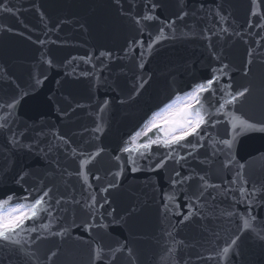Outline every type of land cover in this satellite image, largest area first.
Wrapping results in <instances>:
<instances>
[{
    "label": "water",
    "instance_id": "water-1",
    "mask_svg": "<svg viewBox=\"0 0 264 264\" xmlns=\"http://www.w3.org/2000/svg\"><path fill=\"white\" fill-rule=\"evenodd\" d=\"M8 7L14 15L0 11V104L14 98L18 103L9 117L11 132L0 133V199L31 193V200L39 189L51 188L50 203L54 205L61 196L67 202L53 212L58 219L50 230L40 228L50 222L46 213L27 222L26 227L38 232L21 234L23 251L17 253L15 246L5 247L0 241V264H92L95 252L106 257L115 252L113 264H264V231L260 230L264 226V132L237 127L238 135L233 137L229 118L223 114L264 123V29L255 27L264 24V3L8 0ZM181 12L188 13L183 20L177 19ZM146 14L156 19L135 22ZM170 21H175L173 28L165 24ZM160 28L165 38L148 50ZM140 40L143 46L136 43ZM250 49L252 63L248 64ZM225 64L228 75L217 72L220 81L214 87L231 84L232 90L249 87L251 92L212 116L220 123L207 129L205 146L186 162L169 160L152 171L154 162L140 158L142 148L131 154L120 150L153 113ZM143 81L147 83L137 91ZM222 95L217 90L216 99ZM8 111L0 108V116ZM13 133L15 145L10 143ZM144 139L136 144L129 141V146L136 147ZM225 139L234 141L231 149L216 143ZM97 149L103 151L92 159ZM152 151L167 150L154 145ZM188 151L181 149L179 155ZM129 155L138 161L139 170L132 171ZM85 159L91 162L81 170L79 163ZM176 171L195 178L173 189ZM199 176L211 185L206 190L200 187ZM241 187L258 189L251 214L257 218L253 224L259 235L243 228L241 217L247 218L249 209L240 196ZM198 191H204L199 201L193 196ZM90 194L97 199L91 213L83 207ZM166 194L175 195L167 209ZM188 204L194 214L185 221ZM86 224L92 227L86 230ZM64 229V235L52 234ZM37 235L42 239L33 243ZM237 237L226 260L207 259ZM123 246L124 251L116 252ZM127 249L132 250V258Z\"/></svg>",
    "mask_w": 264,
    "mask_h": 264
},
{
    "label": "snow or ice",
    "instance_id": "snow-or-ice-1",
    "mask_svg": "<svg viewBox=\"0 0 264 264\" xmlns=\"http://www.w3.org/2000/svg\"><path fill=\"white\" fill-rule=\"evenodd\" d=\"M261 3H264V0H261ZM256 0H253V5L255 6ZM156 5L153 4L152 8L155 9ZM0 11L9 13V14H15L14 9L12 7H8V0H0ZM187 12H181L180 16L177 17V19L183 20L185 16H187ZM141 19L145 21H151L156 19V17L152 15L146 14L142 18H137L136 23L140 24ZM223 19V18H222ZM167 27L173 28L175 25V21L165 22ZM251 21H249V27H252ZM255 27L264 29V24H256ZM151 37V33L148 34ZM165 38L164 34V28H160L159 33L152 37L151 42L147 44L148 50H151L153 47V43L158 42ZM41 43H43L41 41ZM136 43H139L141 46H143L144 41L140 40ZM101 56H105V53H101ZM110 55V54H107ZM143 55V54H142ZM253 53L250 49L248 51V57L249 60L247 61L248 64H251V57ZM50 64L51 61H48ZM143 63L140 64V67L143 68ZM228 69V65H223L220 69H213L212 70V76L210 78H207L204 82L194 84L192 86L191 91H187L184 93L183 97L180 95H177L172 101L165 104L163 108H161L159 111L152 114L151 117H149L143 125L140 126L136 131H134L128 138V141L125 142V146L122 147L120 150L124 153L131 154L134 151H138L139 149H143V151L140 152V158L148 160L150 164L154 162V167L151 168L152 171L159 170L166 166L167 162L169 160H174L175 163L179 164L181 160H184L186 162L188 156H193L195 151L199 148H203L205 146L204 139L205 136L208 135L207 129L209 127H215L220 121L218 120H212L213 115H220L222 113V110L229 106H233L241 102L242 98H245L247 95L250 94L251 89L249 87H243L242 89L232 90L231 84H226L224 87H221L217 89L214 87V85L219 84L220 77L216 75L217 72L223 73V75L227 76L228 73L225 71ZM248 73V68H245V75ZM82 75H88V73H82ZM39 83V81H37ZM147 83V81H143L140 83L138 88L136 89L139 91V88L143 87V84ZM219 90L223 95L219 98V100L216 99V92ZM207 94V95H205ZM184 100L186 103L181 104L177 108H173L174 104H177L179 101ZM18 103V100L15 98L6 104H0V108L8 109V113L4 116H0V133H2L4 130H7L11 132V129L9 128V117L12 115V113L15 110V107ZM105 104H107V101H105ZM218 104L219 106L216 107L215 105ZM211 109H214V111H211ZM103 109H101L102 111ZM225 116L229 118V123L232 126L233 130V137L235 135H238V133L235 132V128L240 127L242 130L251 128V129H259L260 131L264 132V123L261 122H253L250 123L246 119H239L235 116L234 113H228L223 112ZM155 130L153 137H148L149 132H153ZM95 131L99 132L101 131L100 124H97V127ZM13 139L10 141L13 145L17 144L18 141L15 139V134H12ZM144 139V142L142 144H138L136 147L129 146V141L132 144H136V142L142 138ZM192 138L191 140L189 138ZM61 140L64 141L65 144L68 143V141L64 137H60ZM195 141V142H193ZM233 140H219L216 143H220L225 145L228 149H231ZM157 146V148H163L167 151L163 154H160L159 152L153 153L152 148L153 146ZM213 146H215L213 144ZM181 149H191V151H188L186 153V156H180L179 151ZM76 150L73 149V152ZM103 151V149H97L95 153L91 154V158L94 159L95 156L100 155V153ZM217 151H223V149H217ZM82 156L88 155L87 153H80ZM156 156H160L158 160L155 159ZM117 160H120V157H116ZM91 162V159H85L81 160L79 163V166L81 170L84 169L85 165L89 164ZM128 162L134 165L132 168V171L139 170L138 167L135 165L138 164V161L136 159H133L131 155L128 157ZM228 163H231V161H228ZM227 166V164L225 165ZM241 168L244 167V165H240ZM77 175H80L78 172ZM119 175V173H117ZM239 175V174H238ZM195 177L192 174L188 175H182L180 171H176L174 178L171 180V184L173 186V189L177 185H185L188 184L189 181H192ZM83 179L85 182H87V175L85 174L83 176ZM94 179L99 180L100 177L96 176ZM243 179V177H241ZM199 180L203 183L201 184V188L203 190H206L211 185L208 184L206 178L204 176H199ZM235 183V181H233ZM244 184H247L248 182L246 180L243 181ZM112 185H110L111 187ZM88 188H91L92 185L89 183L87 184ZM39 195L32 197L31 200H29V196L31 193H29V196L24 197H17L14 193L7 194L5 198L0 199V241H4L5 247L9 246H15L14 251L19 253L20 251H23L22 246V240H21V234L28 232V233H36L38 232V229L35 227H26L27 222L29 221H35L36 219L40 218V213H46L49 224H41L40 228L44 230H50L51 223L58 219V217L53 215V212L56 208H58L62 203H66L67 201L64 200V198L61 196L59 199H55V204L53 205L50 203V201L53 200V197L50 195L52 192L51 188L46 189H39ZM101 191H107V189H101ZM258 189L255 187L252 188H246L241 187L239 189L240 196L242 198V201L245 202L248 205V213L247 218L241 217L243 220V228L245 230H252L254 232H257V235H259V231H257V226L253 224L254 221L257 220L255 216L251 214V207L253 203L256 200ZM204 195V191H198L197 193H193L194 198L199 201V199ZM167 201L165 203V208L167 209V202L174 201L175 195L172 194H166ZM187 198V194H185ZM15 201V203H13ZM23 201V202H21ZM75 204H80L79 200H73L72 201ZM240 201H237L239 203ZM107 203V201H105ZM83 207L91 213L94 211L97 207V199L95 195L90 194V201L85 200ZM100 207H103V205H100ZM189 211L187 214L183 216V219L185 221L189 220V218L194 214L193 211V205L188 204L187 205ZM179 214V213H178ZM234 213L228 212L227 215L232 216ZM85 229H90L92 225L86 224L84 225ZM261 231H264V226L260 227ZM67 232V229H64L60 232L52 233L53 235H64ZM171 236V233L168 234ZM262 239H264V236H261ZM42 239L40 235H37L33 241H38ZM237 238H234L231 240L230 244L227 247H224L222 252L218 251L215 255L209 254L207 259L209 261L219 258L220 261L226 260L230 249L232 246L236 245ZM126 246H123L116 250V252H121L125 250ZM172 251L171 249L169 250ZM128 255L130 258H132V250L127 249ZM57 253H52L51 256H55ZM51 259V257H49ZM116 259V253L113 252L110 257L104 256L100 252H95L93 255L92 264H113V262Z\"/></svg>",
    "mask_w": 264,
    "mask_h": 264
},
{
    "label": "rangeland",
    "instance_id": "rangeland-1",
    "mask_svg": "<svg viewBox=\"0 0 264 264\" xmlns=\"http://www.w3.org/2000/svg\"><path fill=\"white\" fill-rule=\"evenodd\" d=\"M186 103V101L182 100V101H179L177 104L173 105V108H177L179 107L181 104H184Z\"/></svg>",
    "mask_w": 264,
    "mask_h": 264
}]
</instances>
